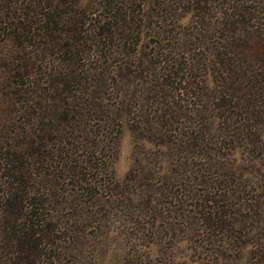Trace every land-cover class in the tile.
Here are the masks:
<instances>
[{"label":"trees","instance_id":"obj_1","mask_svg":"<svg viewBox=\"0 0 264 264\" xmlns=\"http://www.w3.org/2000/svg\"><path fill=\"white\" fill-rule=\"evenodd\" d=\"M57 1L59 5L46 1L53 12L40 20L32 16L37 14L39 0H0L2 39L17 43L20 54H25L28 44L34 48L33 54L21 55L23 72L17 74L25 80L21 85L29 95L36 93L37 78L27 70L28 64L42 67V78L54 86L50 98L55 99L50 104L44 99H24L20 106L24 119L13 135L17 142L0 143L1 176L10 174L9 185L17 186L5 203L6 221L20 224L5 235L10 264L58 260L57 253L44 248L51 244L50 238L59 240L53 233L59 217L49 218L47 212L58 199H53L52 182L57 186L76 178L82 183L109 175L117 149L114 140L125 126L159 148L160 158L153 159L159 158L157 172L167 162L175 167L199 162L224 167L236 150L240 149L241 156L247 154L242 157L246 164L227 166L221 188L209 196L215 203L219 196L226 204L205 218L229 225L207 233L210 247L206 245L205 250L217 260L231 259L238 240L250 234L230 222L238 215L248 223L245 217L250 207L245 187L231 182L249 184L253 175L261 180L254 169L264 128V0ZM93 48L99 53L95 60ZM63 55L75 60L49 64L52 56ZM138 99H207L204 111L209 116L181 117L153 105L137 114L136 104L140 109L143 106ZM43 110L51 114L46 117ZM1 116L0 139L7 140L11 122ZM89 168L92 174L86 172ZM144 171H135L130 178V182L138 180L141 188L130 193L132 202L143 200L144 189L151 186L150 175ZM103 196L99 194L92 203H101ZM255 205L259 207L257 201ZM91 214L89 218L96 215ZM75 222L70 220L63 227L65 238L60 246L68 257L73 255Z\"/></svg>","mask_w":264,"mask_h":264},{"label":"rangeland","instance_id":"obj_2","mask_svg":"<svg viewBox=\"0 0 264 264\" xmlns=\"http://www.w3.org/2000/svg\"><path fill=\"white\" fill-rule=\"evenodd\" d=\"M39 1L40 4L35 9L37 14L32 16L34 19L46 20L53 9L47 4V0ZM55 2L58 4L57 0ZM16 45L15 42L4 41L0 36V115L11 122L7 140L0 139V143L3 142L6 146L15 145L17 142L13 135L17 133V126L24 119V113L20 110L24 99L34 102L44 99L46 104L55 102V99L50 98V95L54 94V86L42 78L45 77L44 68L30 66L27 59V70L37 78L38 90L30 95L27 91L25 92V86L21 85L25 80L19 78L17 74L23 72L20 69L22 65L20 60L23 59L21 57H27L26 53L33 54L34 48L28 44L29 49L25 50V54L23 52L20 54ZM93 50L91 57L95 60L99 53ZM67 58L75 60L71 55L52 56L49 64L52 67L58 63L64 64ZM34 60L31 59L32 63H35ZM84 100L96 101V99H78L77 101ZM131 100L135 102L136 99ZM206 101L208 100L138 99V103H143V106L140 109L136 104L134 112L143 114L144 108L149 109V105H153L181 117L194 115L204 118L209 116L204 111V108L208 106ZM262 111L264 117V105ZM50 114L49 110L42 111V115L46 117ZM46 117L43 127L45 129L48 127ZM261 129V151L257 152L259 158L256 160L254 169L259 173L258 177H261V180L256 181L253 175L249 184L242 181L240 183V180L231 182L235 186L237 183L240 188L245 187V195L247 199H250L246 201L250 207L245 217L249 222L244 224L242 217L238 215L234 216L235 221H230L234 223V226L250 232L248 238L238 240L237 252H232L231 259L217 260L210 251L205 250L206 245L208 246L207 233H212L219 228H229L228 224L223 225L221 222H212L205 218L211 211H217L218 206L226 204L225 200L219 196L216 197V203L209 200V196L211 191L221 188L227 166L234 165L236 168L242 163L246 164L242 157L246 158L247 154L241 156L240 149L236 150L233 159H230L224 167L218 164L209 166L205 162L180 164L179 167H175L167 162L160 166L157 172L159 166L155 162H158L160 158L159 148L140 140L135 132L126 126L114 140L117 149L111 160V168L109 167L107 171L109 175L101 179L93 178L94 181L88 178L82 183H78L76 178L71 182L67 178L57 186L55 182H52L50 188L55 194L53 199H58L57 202H51L47 212H49V218L59 217V220L53 223V233L59 237V240L53 238V242L50 238L51 244H46L44 248L51 253H57L58 260L54 264H264V128L261 126ZM2 132L6 135V131ZM158 156L159 158L153 161ZM234 159H236L235 162H233ZM107 161L109 162V159ZM143 168L146 170L144 172L150 175L151 186L149 189H144L146 191L143 200L132 202L129 200L130 193H135L141 188L138 186V180L130 182V178L135 171ZM92 170L89 168L86 172L92 174ZM9 176L10 174L8 177H3L0 172V264H10L9 258L5 256L8 250L5 235L11 233L16 227L20 228L19 222H17L18 226H13L6 221L9 213L5 203L13 193V189L17 187L16 184L9 185L11 182ZM28 183L29 187L34 185L31 181ZM90 188H95L97 191ZM85 189L89 190L85 191ZM101 190L104 191L101 192ZM154 193L157 195L154 196ZM99 194L104 195L102 204L99 202L93 204L92 201ZM105 200L108 202L105 203ZM219 201L222 202L219 203ZM255 201L259 207H256ZM92 212L96 215L89 218ZM85 216L88 218L83 223ZM73 219L76 221V227L71 230V245L74 250L72 257H68L67 252L64 253L60 245L65 238L63 227L66 222L70 223ZM11 227H13L12 230ZM41 258L48 263V259L43 256ZM39 264H41L40 260Z\"/></svg>","mask_w":264,"mask_h":264}]
</instances>
